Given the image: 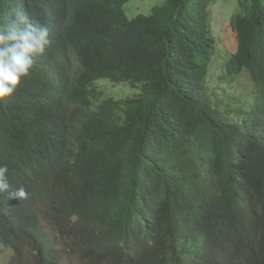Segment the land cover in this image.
Masks as SVG:
<instances>
[{
    "label": "trees",
    "instance_id": "16d2710c",
    "mask_svg": "<svg viewBox=\"0 0 264 264\" xmlns=\"http://www.w3.org/2000/svg\"><path fill=\"white\" fill-rule=\"evenodd\" d=\"M30 1L50 30L42 56L72 75L60 106L0 103L10 182L29 193L0 216V258L7 246L8 264H264V0H230L239 48L221 61L219 0L133 18L131 0ZM103 79L137 92L115 99Z\"/></svg>",
    "mask_w": 264,
    "mask_h": 264
},
{
    "label": "clouds",
    "instance_id": "9594fccd",
    "mask_svg": "<svg viewBox=\"0 0 264 264\" xmlns=\"http://www.w3.org/2000/svg\"><path fill=\"white\" fill-rule=\"evenodd\" d=\"M231 7L230 15L224 17L225 30L217 31L212 19L217 50L215 58L219 61L229 60L239 48L237 32L231 26L232 16L237 9L236 5ZM30 13V0H14L0 23V103L9 100L5 104L7 108L16 102L15 109H22L28 115L31 108L60 106L66 93L65 83L72 75L68 67L60 63L58 52L42 56L51 42L50 30L46 24L30 18ZM260 14L264 20V9ZM227 40L234 43L231 49L224 47ZM243 47L248 56L256 57L261 43L249 39ZM251 96L246 94V97ZM8 153L6 148L0 146V216L3 218L15 212L13 204L16 198L26 200L29 197L24 186L13 189L10 182L13 174L12 157Z\"/></svg>",
    "mask_w": 264,
    "mask_h": 264
},
{
    "label": "rangeland",
    "instance_id": "374dc122",
    "mask_svg": "<svg viewBox=\"0 0 264 264\" xmlns=\"http://www.w3.org/2000/svg\"><path fill=\"white\" fill-rule=\"evenodd\" d=\"M162 0H131L125 4L124 9L128 15V17L133 18L139 14H149L151 8L158 4ZM223 0H219L213 6V26L219 31L220 29L225 30L226 21L224 19L225 15H230L231 10L233 9L231 6L234 5V1H227V5ZM237 7V6H236ZM230 19V18H229ZM234 46L233 41H225L224 47L225 49H231ZM98 87L101 92L107 89V95L110 97H114L115 99L125 98L127 96H131L137 92V90L133 89L129 82H119L114 83L110 79H103L99 82ZM105 96V95H103ZM47 227V226H46ZM1 247V245H0ZM4 252L2 253L3 258H0V264H8L13 256V252L7 246L3 247ZM65 256V257H64ZM64 259L62 260V264H86L77 254L73 255H64Z\"/></svg>",
    "mask_w": 264,
    "mask_h": 264
}]
</instances>
